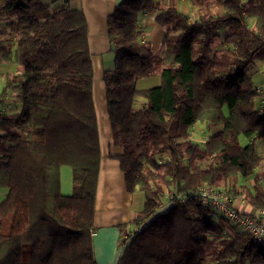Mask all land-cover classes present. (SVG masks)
Listing matches in <instances>:
<instances>
[{
    "label": "trees",
    "instance_id": "trees-1",
    "mask_svg": "<svg viewBox=\"0 0 264 264\" xmlns=\"http://www.w3.org/2000/svg\"><path fill=\"white\" fill-rule=\"evenodd\" d=\"M70 2L0 0V63L21 72H5L0 89V187L8 188L0 202V264H97L92 60L84 12ZM198 4L206 12L196 18L174 5L156 13L164 28L158 55L138 24L157 0H120L106 16L113 67L102 80L112 140L123 148L109 156L127 190L144 196L142 210L118 224L116 264H264V243L194 193L223 182L232 198L264 207L260 174L252 190L237 185L261 163L264 97L249 69L264 47V0ZM156 64L160 84L138 89L136 80ZM194 124L222 128L195 143ZM63 165L72 172L70 194L60 191ZM129 224L136 229L126 239Z\"/></svg>",
    "mask_w": 264,
    "mask_h": 264
},
{
    "label": "crops",
    "instance_id": "crops-1",
    "mask_svg": "<svg viewBox=\"0 0 264 264\" xmlns=\"http://www.w3.org/2000/svg\"><path fill=\"white\" fill-rule=\"evenodd\" d=\"M119 1L120 0H71L70 2L72 6L78 7L84 12L87 28V41L92 60L93 102L97 118L100 148L98 179L94 200V230L92 231L93 253L97 264L117 263V258L122 249L121 245L118 243L120 235L118 224L126 223L133 219L142 210L144 201L143 196L139 193L142 191L135 190L130 192L127 190L124 174L119 168L118 160L109 156V154H119L123 151V148L115 145L112 140L111 128L106 109L105 87L102 80L103 70L113 67V53L108 54L112 51L106 31V16L113 11L115 5ZM157 1L158 8L155 12H146L138 15V24L142 30V40L149 42L150 47L155 54L160 53L164 48V28L155 21V15L157 12L171 5L176 6L177 9L189 17L196 18L203 12H206L205 7H201L198 4L199 0ZM243 1L245 2L246 0ZM207 9L214 13V8L211 5H209ZM249 24L252 27L254 25V19H250ZM220 47L221 46L218 45L216 48ZM256 60L257 57L255 56L254 61L256 62ZM11 64L15 66L13 63H0V66H11ZM161 68L162 67L156 72V80L154 81L156 85L160 84ZM2 73L0 74V77L2 76L3 78L4 73ZM95 79L99 84V100L102 105V115L105 117V124H100L97 112L94 95ZM139 79L140 78L135 82L136 87L138 89H146L147 86H144L142 82H139L140 86L139 83L137 85ZM262 97H264V91ZM221 128L222 126H212L208 128L205 124H194L191 128L189 139L195 143H203L207 135L219 131ZM193 129H195V132ZM259 149L261 156L260 165L253 175L247 177L239 176L237 185H245L250 190L253 189V185L255 184V173L260 174V170L264 171V145L261 144ZM59 179L61 193L70 194L72 192L73 183L72 172L69 166L60 167ZM242 179H244L245 184L242 183ZM261 180L264 181V177ZM262 185L264 189V182ZM7 192V187H0V202L5 198ZM233 205L240 211L249 214H253L259 209L252 205L243 195L235 196L233 198ZM135 228L136 226L131 224L126 227V233L124 235L126 239L127 233L129 232V234H131L130 231H133Z\"/></svg>",
    "mask_w": 264,
    "mask_h": 264
},
{
    "label": "built area",
    "instance_id": "built-area-1",
    "mask_svg": "<svg viewBox=\"0 0 264 264\" xmlns=\"http://www.w3.org/2000/svg\"><path fill=\"white\" fill-rule=\"evenodd\" d=\"M260 90L262 92L261 88ZM262 145H264V142ZM194 193L199 195L203 203L211 205L223 218L232 221L242 230L249 232L258 242L264 243V207L259 208L253 214L242 212L234 207L230 193L224 188L213 184L204 183Z\"/></svg>",
    "mask_w": 264,
    "mask_h": 264
},
{
    "label": "rangeland",
    "instance_id": "rangeland-1",
    "mask_svg": "<svg viewBox=\"0 0 264 264\" xmlns=\"http://www.w3.org/2000/svg\"><path fill=\"white\" fill-rule=\"evenodd\" d=\"M44 1H49V0H44ZM11 43L13 44L14 43V39L11 38ZM113 52L111 53H108V54H112ZM155 54V53H154ZM160 53H157L155 55H158ZM256 57H257V60L256 62L254 61V64L250 67L249 69V74H250V78L251 80L254 82L255 85H258L261 87V89L264 91V47L261 48L258 53L256 54ZM162 67L160 65H155V70L149 74L148 76L146 77H141L138 82H137V85L139 82H142L144 86H147V87H152V86H155L156 83L154 82L156 80V72H158L159 68ZM15 66L11 64L10 65H6V66H0V74L5 71H14L16 73H21L20 71H15L14 70ZM2 73V74H3ZM2 83H3V78L2 76L0 77V89H1V86H2ZM158 83H159V80H158ZM158 85V84H157ZM139 86H140V83H139ZM146 87V88H147ZM92 91H93V84H92ZM93 94V93H92ZM7 100L5 101L6 103H10L9 104V108L11 110V108H13L15 106L14 104V101L13 103H11L12 99H13V94L9 93V95L7 96L6 98ZM94 99V98H93ZM4 103V102H3ZM140 105V100L138 102H136V106ZM102 129V127H101ZM194 132H195V129H193ZM169 156V153L168 152H165L159 156H157V161L159 163H163L167 157ZM63 166H67V165H63ZM263 170H260V177L261 179L264 177V175H262ZM241 181H243L242 183H244V179H242ZM264 181L261 180V183L263 184ZM223 183V182H222ZM220 183L218 184V186L222 187L223 184ZM241 183V182H240ZM245 184V183H244ZM223 188V187H222ZM141 193V195L143 196V193L142 192H139ZM144 198V196H143ZM163 198L165 199V196H163ZM130 233H133L132 231H130ZM129 234V232L127 233V235ZM126 235V236H127Z\"/></svg>",
    "mask_w": 264,
    "mask_h": 264
},
{
    "label": "bare ground",
    "instance_id": "bare-ground-1",
    "mask_svg": "<svg viewBox=\"0 0 264 264\" xmlns=\"http://www.w3.org/2000/svg\"><path fill=\"white\" fill-rule=\"evenodd\" d=\"M98 82L97 80L95 79L94 81V95H95V99H96V106H97V112H98V116H99V119H100V124H105V117L104 115H102V105L100 103V100H99V92H98Z\"/></svg>",
    "mask_w": 264,
    "mask_h": 264
}]
</instances>
